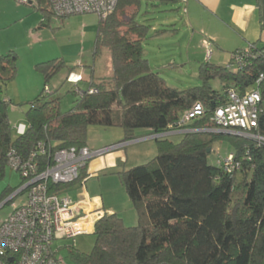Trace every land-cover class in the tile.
I'll list each match as a JSON object with an SVG mask.
<instances>
[{"label":"trees","instance_id":"1","mask_svg":"<svg viewBox=\"0 0 264 264\" xmlns=\"http://www.w3.org/2000/svg\"><path fill=\"white\" fill-rule=\"evenodd\" d=\"M144 0H118L115 10L99 17L95 57L103 48L110 52L112 78L90 83L74 107L62 111L58 98L46 92L57 75L62 58L41 62L44 87L25 113V132L13 131L9 107L2 96L17 77L16 51L0 54V181L12 157L22 161L36 154L44 169L61 149L87 146L90 126L121 128L122 143L138 139L137 132L164 134L178 130V122L193 104L204 105L206 114L183 128L211 129L213 112L228 103V93L260 88L264 99V44L249 43L233 53L224 65L201 64L200 86L178 90L155 72L145 57L149 27L136 22ZM168 2L170 0H162ZM41 12L38 28L51 26L57 16L50 0H37ZM69 16H59L64 19ZM58 17V16H57ZM168 30H160L165 33ZM176 31V30H175ZM241 57V58H237ZM94 71V70H93ZM219 79L222 91L212 87ZM95 91L92 93V91ZM264 107V106H263ZM15 133V134H14ZM264 138V111L255 131ZM226 141L234 149L233 168L208 162L214 145ZM46 150L41 155L39 146ZM157 155L149 162L117 172L138 217L127 226L117 214H105L96 223L93 250L70 255L77 264H264V142L212 132L183 133L181 141L156 140ZM86 169L78 181L86 178ZM115 172V171H114ZM24 184L25 179L22 176ZM74 184V183H72ZM50 186L64 191L71 186ZM20 186V187H21ZM19 187V188H20ZM17 189L7 188L0 202ZM23 194V193H22Z\"/></svg>","mask_w":264,"mask_h":264},{"label":"rangeland","instance_id":"2","mask_svg":"<svg viewBox=\"0 0 264 264\" xmlns=\"http://www.w3.org/2000/svg\"><path fill=\"white\" fill-rule=\"evenodd\" d=\"M27 1L28 3H22L20 0H0V50L10 43L19 46L16 51L19 56L17 77L5 87L2 93L5 99L13 103L9 107V118L13 131L20 124H26L25 113L30 107V102L41 93L44 87L43 71L36 68L35 64H29V57L45 56L48 58L47 61L55 58L57 54L59 58L62 57L64 67L48 83L46 92L53 93L49 96L50 98L60 99L61 109L64 112L74 107L79 97L74 92L78 86L81 92L86 91L92 78L94 81L100 78L108 79L109 69H111V56L108 49L103 48L101 53L95 57V37L99 22L96 14H85L92 15L86 18L85 16L82 18L69 16L61 19L53 16L50 28L39 29L37 26L42 19V14L33 7L37 4V0ZM185 1L144 0L136 17L137 23L150 28L144 42L145 57L149 60L152 69L158 72L169 86L178 90H186L202 84L199 77L201 64L208 61L215 65L227 64L210 57L215 49L212 44L203 51L198 48L197 43H191L192 33L186 27V14L184 13ZM62 20H64V25L61 23ZM57 23L60 24L57 25ZM59 25L61 26L56 27ZM35 26L36 29L30 32ZM165 29L168 30L165 33L157 32V30ZM28 41L33 42L34 47L27 48L25 44ZM45 47L51 52L45 53L43 50L46 49ZM31 60L32 58H29V61ZM77 62H81L82 65ZM84 65L88 67L84 68ZM77 75L80 77L75 86L70 83L69 78ZM211 85L214 89L222 91V83L219 79L212 81ZM167 137L178 143L182 135ZM123 140L124 134L121 128L108 129L93 125L87 132V144L94 150H99L105 145L118 144ZM155 143L154 140L146 143L137 142L121 148L128 154V162L125 161V166L115 172L97 173L95 176L88 177V188L93 189L99 196L102 192L106 200L118 205L117 213L127 226L137 224L138 217L117 172L152 160L158 152ZM233 151V147L228 142H218L214 145L208 162L214 166L224 163ZM22 183L21 172L8 166L5 178L0 181V197L7 188L17 189ZM82 189L84 190V187ZM78 192L79 190L66 195V190H64L62 195L75 200ZM26 196L27 194L23 193L0 209V223L17 206L25 203ZM6 198L0 202V205ZM95 241L94 234L57 240L54 243L57 258L64 264H77L70 255V250L73 248L80 253L88 254L93 250Z\"/></svg>","mask_w":264,"mask_h":264},{"label":"built area","instance_id":"3","mask_svg":"<svg viewBox=\"0 0 264 264\" xmlns=\"http://www.w3.org/2000/svg\"><path fill=\"white\" fill-rule=\"evenodd\" d=\"M28 3L27 0H20ZM54 13L59 16L96 14L105 18L117 7L118 0H50ZM233 57V56H232ZM241 58V57H237ZM264 79V74L260 80ZM71 83L78 81L69 79ZM95 92L94 90L92 93ZM261 89H251L244 94L236 90L228 93V103L217 108L210 122L213 126L205 130L230 131L244 138L264 142L255 133L259 118L264 111ZM206 114L202 103L197 102L184 112L177 124L178 130L161 134L198 132L199 129H186V125ZM25 126L18 128L23 134ZM160 138V137H159ZM40 154L46 150L40 145ZM108 149L93 150L87 146L56 151L52 164L43 167L35 153L22 161L12 157L11 167L21 172L25 179L21 187L35 182L24 193L26 201L0 223V264H64L57 258L54 243L60 239H74L79 235L93 234L97 221L104 216L100 211L88 210L87 199L73 201L62 195L61 191L52 192L50 186L68 185L79 180L80 173L88 163L102 156ZM233 156L229 155L225 165L233 168Z\"/></svg>","mask_w":264,"mask_h":264},{"label":"crops","instance_id":"4","mask_svg":"<svg viewBox=\"0 0 264 264\" xmlns=\"http://www.w3.org/2000/svg\"><path fill=\"white\" fill-rule=\"evenodd\" d=\"M184 13L186 14V27L192 33L191 43H197L198 48L203 51L212 44L213 49H215L211 52L210 57H214L215 61L228 63L235 51L247 47L249 43L259 42L264 44V0H186L184 3ZM84 16L86 18V16L92 15H78L76 18ZM61 23L64 25V20ZM34 29H36V26L30 32H33ZM25 45L27 48L34 47L33 42L30 41ZM18 47L16 44L10 43L0 50V54L8 53L11 50L17 51ZM45 48L43 49L45 53L51 52L47 47ZM29 58H32V60L29 61ZM29 58L28 63H33V65H37L48 59L45 56L36 55ZM55 58H59L58 54ZM206 59L209 60L207 57ZM78 64L82 65L81 62ZM85 67L88 66L84 65ZM109 70L108 79L112 78V68ZM78 77L80 76H72L71 79L79 81ZM101 80L107 79L100 78L98 81ZM91 82L92 80H90ZM74 85L76 86V84ZM77 88L81 89L79 86ZM20 125L23 126L25 124L22 123ZM171 135H183V133H171ZM137 136V140L128 143H122L121 141L118 144L105 145L99 149H108V152L91 160L87 165L85 180L77 181L66 188L65 194L67 195L70 192L79 190L77 198L75 200L71 198L73 201L87 199L88 210L100 211L103 214L117 213V209H119L118 205L106 200L102 192L99 196L97 193L95 194L93 189L88 188V177L95 176L97 173L104 174L118 171L119 168L125 166V161L128 162V154L121 148L137 142L146 143L152 140L156 142L159 137L162 138L157 134H153L150 130H140L137 132ZM88 147L91 148L89 145ZM82 187H84V190H81Z\"/></svg>","mask_w":264,"mask_h":264},{"label":"water","instance_id":"5","mask_svg":"<svg viewBox=\"0 0 264 264\" xmlns=\"http://www.w3.org/2000/svg\"><path fill=\"white\" fill-rule=\"evenodd\" d=\"M198 132H212V133H222V134H228V135H234L243 137V135H240L238 133L230 132V131H222V130H200ZM161 135V134H160ZM244 138V137H243ZM35 182L28 184L25 187H20L18 190H16L12 195L6 198V200L3 201L0 205V209L3 208L8 203L12 202L15 198H17L19 195L24 193L30 186H32Z\"/></svg>","mask_w":264,"mask_h":264},{"label":"clouds","instance_id":"6","mask_svg":"<svg viewBox=\"0 0 264 264\" xmlns=\"http://www.w3.org/2000/svg\"><path fill=\"white\" fill-rule=\"evenodd\" d=\"M105 215V214H104Z\"/></svg>","mask_w":264,"mask_h":264}]
</instances>
